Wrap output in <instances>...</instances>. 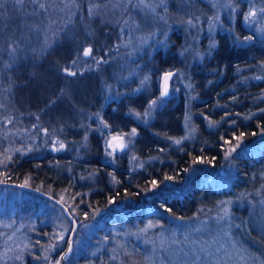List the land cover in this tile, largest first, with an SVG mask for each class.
Instances as JSON below:
<instances>
[{
  "label": "trees",
  "instance_id": "16d2710c",
  "mask_svg": "<svg viewBox=\"0 0 264 264\" xmlns=\"http://www.w3.org/2000/svg\"><path fill=\"white\" fill-rule=\"evenodd\" d=\"M76 1L79 4L89 1L101 6L105 0ZM232 1L237 9L233 30L228 29L227 18L224 16L221 24L223 32L219 30L216 33L215 47L209 48V52L200 51L204 53L201 62H197L189 71L194 93L199 98L192 106L193 113L198 117V134L193 145L187 144L177 149L171 147L169 141L184 134L186 104L183 99L168 102L154 114L148 126L137 124L129 117L131 111H142L149 101L160 95L157 81L163 73L183 70L184 60L173 61L171 49L166 54L157 52L146 63L145 70L149 71L152 82L151 92L127 95L105 107L104 82L108 81L107 69H96L97 66H93L96 61L93 59L96 57L104 65L103 60L107 57L104 49L110 47L112 37H117L118 25L95 30V34L86 40L79 37L65 41L61 37L50 43L44 53L36 55L32 53V48L36 52L40 39H36L35 35L41 32V21L44 20L46 10L41 5L48 8L47 3L51 4V0H46V4L43 0H24L23 4H18L17 0H0L2 59H6L2 48H7L8 43L21 49L23 44L16 45V40L23 42L26 39L24 43H32L33 46L19 53L17 59L15 56L14 67L3 73L2 84L10 90L11 129L22 134L29 129V121L36 118L41 125H54L73 134L84 113H100L112 131L119 126L121 133L136 129L135 149L139 158L146 160L159 156L160 161L164 162L146 171L131 172L128 161L122 159L115 170H109L101 163L105 155L103 138L92 134L89 138L92 149L89 169L97 173L100 185L85 201H81L75 216L71 213L78 223L87 224L100 212L107 217L104 220L105 229L114 226L121 228L123 225L133 227L132 224L137 221L150 218L165 230L166 236H171L170 232L176 224L203 223L214 216L224 215L226 220L245 229L243 235L246 240H243V244L246 250L264 255V229L256 227L258 231L254 230V218H251L250 213L252 203L264 198V39L256 37L251 44L241 45V41L249 36L242 26L245 1ZM167 2L168 24L174 29L171 39L176 38L177 41L185 34L189 21L197 23L201 19L207 20L216 12L206 0ZM92 24L97 26L95 22ZM105 35L107 40L103 45ZM84 43L92 46L94 57L86 58L80 52ZM70 72L76 75H70ZM253 74L260 79L248 89L238 82L239 78ZM229 114L235 126L207 130L205 118L219 121ZM250 114L254 116L245 121ZM239 143L249 151L235 157L236 174L231 186L217 189L211 183L206 184L201 173L205 171L206 176L213 179L217 169L225 164L224 157ZM59 160L61 158L52 156L35 159L15 157L12 163L1 169L0 183L28 187L61 202L56 192L69 190L68 179L60 175L57 177L58 173L52 170L51 166ZM75 192L76 189L71 195ZM38 208L34 206L30 211L37 216ZM246 216H249L248 224L243 219ZM67 222L72 229L69 220ZM105 229L96 231L92 239H85L81 246L74 245L66 264H202L195 256L171 258L168 256L171 248L164 247L159 251L153 243L143 245L131 237L118 244L112 240L108 242V237L112 236L102 231ZM46 230L37 229L31 233L33 249L28 254L26 264H39V249L47 243L41 240ZM186 231L189 236V228ZM81 232L79 229V238H84L80 236ZM234 234L237 235V230ZM191 235L194 234L191 232ZM191 235L188 238L192 242ZM94 250L97 251L93 253ZM54 258L49 260L51 264ZM236 259L234 255L232 259L228 257L224 261L226 264H242ZM243 261V264H251L249 260Z\"/></svg>",
  "mask_w": 264,
  "mask_h": 264
},
{
  "label": "rangeland",
  "instance_id": "374dc122",
  "mask_svg": "<svg viewBox=\"0 0 264 264\" xmlns=\"http://www.w3.org/2000/svg\"><path fill=\"white\" fill-rule=\"evenodd\" d=\"M43 1L46 4V0ZM242 1H245L242 26L249 35L248 37H252V39L241 41V45L246 46L251 44L256 37L264 39V0ZM51 2L58 6L52 3H49L50 5L47 3L48 8L43 6L46 9L43 14L44 20L41 21L43 26L40 29L41 32L35 35L36 39H40L38 48H36L37 53L34 52L32 43L26 44L24 43L26 39H23V42L16 40V45L23 44V48L15 47V53L11 51L13 47L11 43H8L7 48H2L6 56L5 60L2 59L4 54H0V171L6 164L12 163L15 157L35 159L52 156V158H61L51 167L55 173H58L57 177L60 175L68 179L67 188L69 191L56 193L59 200L75 216L81 201H85L100 185L97 173L91 172L89 169L91 165L89 158H92L89 138L92 134L103 138L105 155L101 163L109 170H115L122 159L128 161L131 172L146 171L151 166L162 165L164 162L160 161L159 156L146 160L139 158L135 149L137 131L135 135H128L132 129L130 132L121 133L120 126L112 131L111 126L106 123L100 113H84L73 134L54 125L51 127L45 124L41 125L39 119L36 118L29 121V129L24 133H17L10 128L12 105L10 90L2 84L4 71L13 68L19 53L26 52L27 48H32V53L41 55L48 49L50 43L56 42L61 37L65 38V41L79 37L86 40L95 34V30L104 26L114 28L118 25L117 37L115 39L112 37L110 47L104 49L107 56L103 60L104 65L94 57V50L88 43H84L80 51L84 55L86 49L90 47L91 55L84 56L86 58L94 57L93 60L96 62L93 66L95 68L97 66L96 69L102 68V71L107 69L108 81L104 82V106L119 101L127 95L134 96L151 92L153 90L152 82L149 71L145 70L146 63L152 60L157 52L161 51L162 54H166L171 49L173 61L184 60L183 70L175 71V76L169 81L171 95L169 97L159 95L149 101L142 111H131L129 117L137 124L148 126L152 123L154 114L168 102L183 99L186 104L184 134L178 139L169 141L171 147L182 149L184 145H193L198 134V117L193 113L192 106L199 101V98L194 93L189 71L197 62H201L204 53L200 51L207 50L209 52V48L215 47V35L219 30H222L221 24L224 22V16L227 18L228 29L233 30L237 9L232 0H206L216 11L213 17L207 20L201 19L197 23H189L184 31L185 34H182L180 41H177L176 38L171 39L174 29L168 24L166 16L167 0H144L143 3L141 0H105L101 6L89 1H84L81 4L76 0H51ZM252 12L255 15H250ZM94 22L97 26L92 24ZM111 36L112 34L108 36L109 39ZM32 38L34 41L35 38ZM106 40L107 36L105 35L102 41L103 45ZM167 72H171V70ZM146 77L147 79H145ZM161 77L157 81L159 89ZM259 79L256 74H253L247 78H239L238 82L248 89L252 83ZM152 101H156V104L150 108L149 105ZM145 112H148V115H145ZM230 116L231 114L225 115L219 121L205 118L207 130L217 129L221 126L227 128L235 126V122L230 120ZM252 116L254 114L247 116L245 121H249ZM121 127L123 126L121 125ZM112 137L123 138L124 147L120 152H115L108 147V142L112 140ZM176 140H180L181 143H175ZM3 142L5 143L1 148ZM61 144L64 146L61 147ZM248 151L249 149L240 143L234 145L233 150L224 157L225 164L217 169L213 179L207 177L205 171L201 173L202 179L206 184L211 183L214 188H229L236 174L235 157ZM109 153L112 154L109 155ZM74 189L76 192L71 195ZM76 202L78 203L76 204ZM252 204L250 213L251 218H254L252 220L254 230L258 231V227L264 229V198H260ZM34 206L39 207L38 218L30 211ZM105 218H107L106 215L100 212L93 221L84 225L83 223L79 224V229L82 230L80 236L84 238H79L77 234L78 237L76 236L74 245L81 246L85 243V239L88 238V241L92 239L96 231L105 229ZM243 219L248 224L249 216ZM132 226L123 225L121 228L114 226L102 231L111 234L112 238L108 237V242L112 240L116 244L131 237L143 245L153 243L159 251L164 247L171 248L168 252V256L171 258L181 259L195 256L202 264H226L225 259L228 257L232 259L236 255L238 263L243 264V260H249L251 264H264V255L246 250V245L243 244V240L244 242L246 240L243 235L245 229L237 223L226 220L224 215L214 216L203 223L176 224L170 232L171 236H166L165 230H162L160 225L150 218H145L142 222L137 221ZM43 228L47 230L41 240L47 243L39 249V264H51L49 260L53 256L55 260L52 264H56L66 245V238L71 233V227L62 209L56 203L28 190L0 185V264H26L28 254L33 249L31 233ZM186 228H189V236L191 232L194 234L191 235L192 242L188 238ZM236 230L237 235L234 234ZM49 231L51 233H47ZM96 251L94 250L93 253ZM72 252L69 256L72 255ZM221 255L229 256L223 258Z\"/></svg>",
  "mask_w": 264,
  "mask_h": 264
},
{
  "label": "water",
  "instance_id": "95a60500",
  "mask_svg": "<svg viewBox=\"0 0 264 264\" xmlns=\"http://www.w3.org/2000/svg\"><path fill=\"white\" fill-rule=\"evenodd\" d=\"M89 48L90 47H88L87 49H89ZM90 55H87V57H89ZM168 73H172V75L168 78V81H167V95H162V92L164 91V86H165V84H164V77ZM175 73H176L175 71H171V72H167V73H165V74L162 75V77H161V86H160V95L161 96H163V97H169L171 95V87H170L169 81H170L171 78H173L175 76ZM113 143H119V141H115ZM121 150L122 149L119 148V147H116L115 148V152H120ZM0 185H4V186H8V187H17V188H20V189H25V190H28V191H30L32 193L38 194V195H40L42 197H45L47 199L49 198L44 193H41L39 191L30 189L28 187H24V186H21V185H16V184H11V183H0ZM49 199H51V201H53L54 203H56L62 209V211L64 213V216L66 217L67 220H69V222L72 225L71 233H70V235L67 238L65 248L62 251V253L59 256L58 261L56 263V264H65L66 261H67V259L70 257L69 256L70 252L73 250V246H74V243H75L76 236L78 234V229H79V224L80 223H78L75 220V218L72 216V214L69 211V209L67 208V206H65L64 204H62L61 202H59V201H57V200H55L53 198H49ZM69 249H71V250L69 251ZM65 254H67V255H65Z\"/></svg>",
  "mask_w": 264,
  "mask_h": 264
},
{
  "label": "snow or ice",
  "instance_id": "6c2138e0",
  "mask_svg": "<svg viewBox=\"0 0 264 264\" xmlns=\"http://www.w3.org/2000/svg\"><path fill=\"white\" fill-rule=\"evenodd\" d=\"M23 2H24V0H17V3L18 4H23ZM143 2H144V0H141V3H143ZM0 6H2V5H0ZM41 7H43V5H41ZM90 11H91V9H90ZM250 15H255V13L252 12V13H250ZM245 19H248V17H245ZM188 23H191V21H189ZM246 39H252V37H246ZM11 51H12V53H15L16 49H15L14 46L11 48ZM91 52H92V49L89 48V49H87L84 52V55H86V56L87 55H90ZM73 63H75V61ZM65 71L67 72L68 69H65ZM69 74L70 75H76L75 72H70ZM171 75H172V73H168L164 77V84H165V86H164V91L162 92V95H167V81H168V78ZM145 79H147V77ZM155 104H156V101H152V103L149 105V107L151 108ZM145 115H148V112H145ZM137 116H139V113H137ZM135 134H136V129H132L131 133H129L128 135H135ZM115 141H119V143H113ZM175 143L179 144V143H181V141L180 140H176ZM60 146L63 147L64 145L61 144ZM108 147L109 148H112L113 151H115V148L116 147H119V148L123 149V147H124L123 138L122 137H112V140L108 142ZM111 154L112 153H109V155H111ZM152 183H153V185H155V181H153ZM70 250L71 249H69V251ZM65 255H67V254H65Z\"/></svg>",
  "mask_w": 264,
  "mask_h": 264
}]
</instances>
